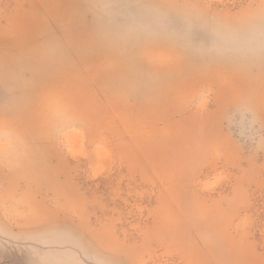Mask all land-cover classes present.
Masks as SVG:
<instances>
[{"label": "rangeland", "instance_id": "rangeland-1", "mask_svg": "<svg viewBox=\"0 0 264 264\" xmlns=\"http://www.w3.org/2000/svg\"><path fill=\"white\" fill-rule=\"evenodd\" d=\"M0 264H264V0H0Z\"/></svg>", "mask_w": 264, "mask_h": 264}]
</instances>
